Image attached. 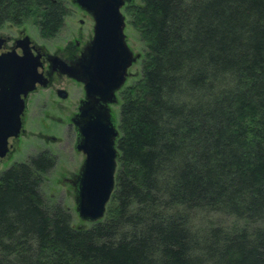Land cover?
<instances>
[{
	"label": "trees",
	"instance_id": "trees-1",
	"mask_svg": "<svg viewBox=\"0 0 264 264\" xmlns=\"http://www.w3.org/2000/svg\"><path fill=\"white\" fill-rule=\"evenodd\" d=\"M66 0H0V27L58 35ZM116 184L74 224L43 194L57 155L0 171V264H264V0H135Z\"/></svg>",
	"mask_w": 264,
	"mask_h": 264
},
{
	"label": "water",
	"instance_id": "water-1",
	"mask_svg": "<svg viewBox=\"0 0 264 264\" xmlns=\"http://www.w3.org/2000/svg\"><path fill=\"white\" fill-rule=\"evenodd\" d=\"M93 15L94 37L79 63L71 67L53 57L54 68L81 81L86 98L73 119L79 131L76 148L85 154L77 176L69 181L76 192V210L87 222L101 220L116 184L119 127L111 118L108 103L117 101L116 91L126 82L128 70L139 58L130 48L122 8L135 0H73ZM2 40H0L1 45ZM26 36L22 45L29 44ZM24 47V46H23ZM59 65V66H57ZM41 54L24 47V53L0 54V157L7 154V140L19 136L25 101L22 95L49 83L42 73ZM65 91L61 90L64 97Z\"/></svg>",
	"mask_w": 264,
	"mask_h": 264
},
{
	"label": "rangeland",
	"instance_id": "rangeland-1",
	"mask_svg": "<svg viewBox=\"0 0 264 264\" xmlns=\"http://www.w3.org/2000/svg\"><path fill=\"white\" fill-rule=\"evenodd\" d=\"M66 3L69 13L72 17L65 18V27L62 28L58 35L55 37H41L39 35L37 27L31 22H27L22 25L6 23L2 27H0V35L7 36L8 34H13L15 36H18V31L21 28H25L26 33L32 39L39 42L44 41L50 51H56L61 44L60 40L68 33L67 27L72 23L79 25L80 18H84L86 20L84 28L87 32L92 33V18L90 16L83 15V13L78 9V6L76 5V3H74L73 0H66ZM126 21L127 23L125 33L127 42L134 54H139L140 56L128 70V79L125 87L140 78L145 48L144 44L139 39L137 31L132 26L130 18L128 16ZM74 86L75 84L69 83L66 78H55L54 80V87L67 88L75 94V92L79 90V87ZM49 90V88H40L39 92L34 93L37 96L40 92H43L41 94L42 96L39 95L41 99L38 101L40 102L36 103V101L33 105L30 106L29 113L27 114L29 117L25 121V131L21 135L19 140L14 141L15 149L12 150V153L3 160H0V171L8 168L14 162L24 161L30 155L37 154L45 149L51 151L53 154H56L57 163L45 174L44 177V181L42 184L43 194L49 201L60 203L68 208L73 215L74 224L89 225V222L82 220L77 213L75 202L76 192L73 184L69 181V179H72L78 175L80 168L84 162L85 154L74 148V140L72 138H70V142L66 144L65 138H68L64 137L67 135L66 130L61 129L58 133L62 137V139H59L61 140V142H47L40 136L41 132L48 131L45 128L47 124L49 126L51 124L55 125L57 123L55 122L56 120H50L48 118L49 116H57L56 119L62 120L63 124H65L64 127H66L67 120L70 114H72L74 109L76 108L73 101L71 102L69 100L68 102L64 100H56L53 99V95H51L50 99L46 101V96H49ZM44 101L47 102V105L45 107L42 106V103ZM120 107L121 98L118 101V104L114 106V118L117 125L119 124ZM69 132L70 131L68 130V133Z\"/></svg>",
	"mask_w": 264,
	"mask_h": 264
},
{
	"label": "flooded vegetation",
	"instance_id": "flooded-vegetation-1",
	"mask_svg": "<svg viewBox=\"0 0 264 264\" xmlns=\"http://www.w3.org/2000/svg\"><path fill=\"white\" fill-rule=\"evenodd\" d=\"M77 5V4H76ZM129 4H126L122 8V12L125 15V20H127V16L129 17L128 13L126 12V7ZM78 6V5H77ZM78 9L83 13L85 16H90L93 20V25H92V33H89L86 31L84 28V25L86 24V20L84 18L79 19V25L72 23L67 27V35L63 36L61 41L60 46L57 48L56 51H50L44 41H36L32 39L27 33L25 28H21L18 33V36H15L13 34H8L7 36L0 35V40H2L1 45H0V54L9 52V51H16L18 54H23L24 53V47L31 48V50L35 54H41V61L43 62V68H42V73L43 75L48 78L49 83L46 86L42 85H37V88L34 89L33 91L29 92L27 95H22L25 101V109L24 112L22 113V128H21V133L19 136H10L7 140V154L5 157H0V160L8 157L11 153L12 150L15 149V143L14 141H17L20 139L21 135L25 131V121L29 117L27 114L29 113L30 106L33 105L36 101V103L40 102L38 100L41 99L39 95H41L43 92H40L37 96L34 93L39 92L40 88L44 89H50L49 91V96H46V101L50 99V96L53 95V99L56 100H64L68 101L69 100L75 103V109L72 114H70L68 120H67V125L64 127L65 124H63L62 120L56 119L57 116L51 115L48 118L50 120H56L57 122L55 125H46V129L48 131L46 132H41L40 136L44 138L47 142H57L60 141L59 139H62L61 135L58 134L60 130H66L67 135L64 137L66 144H68L70 141L69 139L72 138L74 140V148H76V144L79 140V131L77 129V126L73 122V119L76 117V115L79 113L80 106L82 101L86 98V89L85 85L83 82L76 80L73 77H70L68 74L63 73L59 67L54 68V59L53 57H58V61H63L68 66L75 67L80 61V58L85 50V48L91 43L94 37V26H95V20L92 14L87 12L86 10L82 9L81 7L78 6ZM66 17L71 18V14L68 13ZM127 23V21H126ZM66 25V21L64 22V26ZM126 29V26H125ZM125 31V30H124ZM29 36L30 37V42L29 44L22 45L23 39ZM24 46V47H23ZM59 66V65H57ZM55 78H66L69 83L75 84V86L79 87V90H77L74 93L70 91L67 88L63 87H54V80ZM128 79V77H127ZM126 79V82H127ZM125 84L118 90L116 91V97L117 101L114 103H108L107 106L110 110L111 113V118L115 121L114 118V106L118 104V101L121 98V92L125 88ZM74 86V87H75ZM73 88V87H71ZM65 91L64 97L61 96V90ZM42 96V95H41ZM55 97V98H54ZM44 101L42 103V106L45 107L47 105V102ZM60 125H59V124ZM66 123V122H65ZM116 123V122H115ZM117 125V124H116ZM118 126V125H117ZM64 127V128H63ZM68 127V128H67ZM68 130L70 131L68 133ZM71 140V139H70ZM72 145V146H73ZM82 152V151H80ZM83 153V152H82ZM84 154V153H83Z\"/></svg>",
	"mask_w": 264,
	"mask_h": 264
}]
</instances>
